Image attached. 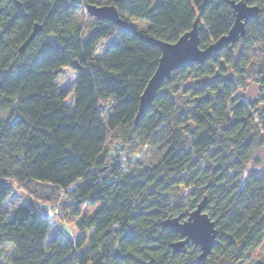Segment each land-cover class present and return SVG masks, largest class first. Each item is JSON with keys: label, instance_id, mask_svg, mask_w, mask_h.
<instances>
[{"label": "trees", "instance_id": "obj_1", "mask_svg": "<svg viewBox=\"0 0 264 264\" xmlns=\"http://www.w3.org/2000/svg\"><path fill=\"white\" fill-rule=\"evenodd\" d=\"M248 3L259 13L246 35L202 64L175 69L136 121L162 55L154 40L175 43L197 21L206 48L233 25L230 4L0 0V247L14 245L11 264H243L264 243V173L241 180L264 143V108L238 95L254 65L264 90V0ZM105 4L127 26L92 17L86 35L79 16ZM66 67L78 72L72 89L57 83ZM188 78L194 84L184 92L194 101L184 112L174 96ZM32 184L50 187L48 202L11 215L5 204L15 187ZM180 185L197 190L190 210L168 200ZM204 198L218 230L212 252L199 260L190 242L174 254L181 235L163 223L186 219ZM68 214L88 238L76 241L60 225L51 234Z\"/></svg>", "mask_w": 264, "mask_h": 264}, {"label": "water", "instance_id": "obj_2", "mask_svg": "<svg viewBox=\"0 0 264 264\" xmlns=\"http://www.w3.org/2000/svg\"><path fill=\"white\" fill-rule=\"evenodd\" d=\"M230 4L234 13V22L229 32L212 42L206 48L200 47V34L198 22L195 21L193 28L183 34L175 43L154 40L162 49L157 69L150 78L142 96L140 97L139 110L136 121L152 105L157 91L165 80L170 79L172 72L184 65H191L195 62L204 63L214 52L235 45L247 32V23L250 19L256 18L259 13L257 6H251L248 0H223ZM87 12L97 20H108L125 28L127 23L121 18L115 5H88ZM40 27L36 26L29 39L22 45L23 51L28 43L32 41L39 32ZM207 200L204 198L198 206L189 213L186 219L182 215L168 218L163 223L164 227L175 229L181 240L172 244L173 253L184 252L190 242L200 247L199 260H205L212 252L216 243L218 230L216 223L205 212Z\"/></svg>", "mask_w": 264, "mask_h": 264}, {"label": "rangeland", "instance_id": "obj_3", "mask_svg": "<svg viewBox=\"0 0 264 264\" xmlns=\"http://www.w3.org/2000/svg\"><path fill=\"white\" fill-rule=\"evenodd\" d=\"M105 2L106 0H100ZM106 5V4H105ZM79 22L81 23V28L84 29V33L88 35L92 31L93 24L95 19L87 15L86 13H82L79 16ZM133 26L137 28H144L146 26V22L144 20H130ZM109 42L107 43V45ZM258 66H250L246 70L244 74V82L245 86L239 88L238 95L242 97L246 102L258 106L257 108L261 111L264 108V90L261 88L260 84L257 82L256 73L258 72ZM78 77V72L70 67L63 68V71L60 77L57 80V83L61 87L72 89L75 86L76 80ZM194 84V80L192 78L186 79L185 82L178 85V93L174 96L178 106L184 110V112H188L193 108V99L190 95L185 94V90L192 87ZM262 101V103H261ZM74 95L69 97L67 100V105L73 104ZM257 109V110H258ZM255 113V111H253ZM258 120V119H257ZM263 139H264V130L262 131ZM144 154L140 153L133 159L141 158ZM201 167L205 168V164L201 163ZM264 173V143L263 146L259 149H256L252 153V157L244 166V172L242 174L241 180L245 182L249 175L251 174H263ZM50 192V187L43 184H32L29 186V189H18L15 187V191L11 195V197L6 201L5 208L12 215L16 209L19 207H28V206H41L43 207L45 202H48V199H44L48 196ZM197 190L194 187H187L186 185H180L175 188L170 197L168 198L171 205H181L186 210H190L192 206V202L194 199V193ZM62 215V213H60ZM58 216V215H57ZM59 217V222H57V226L55 227L52 224V232L54 234L55 229L57 230L58 225L64 228L68 233L72 234L76 241L81 240L82 238H88L91 235V232H79L76 229L74 224V217L68 214L66 217ZM16 255L15 247L11 243H6L4 246L0 247V264H11V259ZM264 257V243L255 250L251 256L246 259L243 264H253L256 260Z\"/></svg>", "mask_w": 264, "mask_h": 264}, {"label": "built area", "instance_id": "obj_4", "mask_svg": "<svg viewBox=\"0 0 264 264\" xmlns=\"http://www.w3.org/2000/svg\"><path fill=\"white\" fill-rule=\"evenodd\" d=\"M68 237H69V238H71V237H73V236H71V237H70V236H68Z\"/></svg>", "mask_w": 264, "mask_h": 264}]
</instances>
